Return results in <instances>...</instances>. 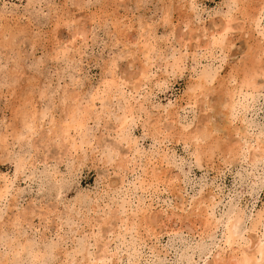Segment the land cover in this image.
<instances>
[{"label":"rangeland","instance_id":"1","mask_svg":"<svg viewBox=\"0 0 264 264\" xmlns=\"http://www.w3.org/2000/svg\"><path fill=\"white\" fill-rule=\"evenodd\" d=\"M255 6L258 15L253 14ZM263 8L264 0H0V193L5 191L0 241L19 234L20 241L28 239L41 250L50 243L57 246L53 256L39 263L24 253L16 264H66L74 240L89 231L86 223L99 221L105 204L122 216L116 204L123 200L127 213L138 207L140 219L151 215L154 224L142 221L134 237L125 233L116 238L111 219L101 227L99 241L87 246L94 261L106 254L97 264H186V254L192 264H209L214 258L227 264L221 228L208 235L204 216L218 219L229 207L243 214L241 246L251 242L248 235L255 233L247 227L257 214L264 218V159L250 166L249 154L243 160L239 151L232 155L219 150L223 141L234 147L231 141L237 144L238 136L225 135V118L213 114L208 103L194 104L188 88L204 66L215 68L205 97L209 103L215 100L219 81L227 82L245 58L246 45L259 42L264 47ZM226 19L232 21L222 33ZM221 37L225 50L216 45L205 49ZM146 38L155 42V55L141 82L140 52ZM170 53L185 59L180 70L171 68ZM261 58L264 67V54ZM112 80L117 88L111 101H101L105 82ZM256 85L259 92L240 101L246 104L237 105L235 120L237 126L248 127L246 142L252 146L255 138L264 144V75L257 76ZM120 96L136 109L125 130L129 144L116 134ZM75 104L79 109L87 105L91 114L80 133L69 131L77 140L85 133L84 152L68 150V137L52 135L53 124L68 120L66 112ZM41 110L46 111L42 118ZM33 111L36 119L28 128L23 118ZM215 122H220L219 130L199 141L206 150L196 163L191 156L194 141H185V135ZM154 127L160 129L158 135ZM209 142L218 143L217 148L208 150ZM106 154H116L114 161L105 163ZM17 155L25 170L15 173ZM161 156L168 163L158 164ZM153 168L159 183L145 189L139 181L143 172L150 179ZM76 201L82 202L80 207ZM16 214H24L23 221L12 227Z\"/></svg>","mask_w":264,"mask_h":264},{"label":"bare ground","instance_id":"2","mask_svg":"<svg viewBox=\"0 0 264 264\" xmlns=\"http://www.w3.org/2000/svg\"><path fill=\"white\" fill-rule=\"evenodd\" d=\"M233 3H235V1H233ZM257 7H258V5H257ZM257 7L255 6L253 8L254 9L253 14L258 11V9L256 10ZM261 7L259 9H261ZM262 12L263 11H261V13ZM257 15H258V12H257ZM161 16H163V15H161ZM242 19H244V18L242 17ZM231 21H232L231 19H226L224 21L223 29H221V30H223L222 33L227 32V30L229 28V23ZM253 24H254V22H253ZM256 25L257 24H255L254 27H256ZM192 30H194V29L190 28L188 31L192 32ZM192 37L194 39L195 38L198 39V37H196V36L195 37L192 36ZM193 38H191V39H193ZM146 39L147 40L142 42L141 49H143V50H141V52H140V54L142 55V59L140 61V63H141L140 81L141 82H143V80H145L148 77L147 76L148 73L151 72V68H152L153 60H154V55H155V47L153 45L155 42L152 44L150 42L149 38H146ZM258 43L254 44V45H252V44L246 45L247 46V48H245L246 51L244 50L245 58L242 61H240L241 62L240 64H238V65L236 64L237 66L232 69L233 71L230 72L229 75H227L228 76L227 82L225 81L226 79L224 80L225 82L219 81L218 90H217V93H215V94H217V96L215 97V100L213 99L212 102H210V103H209V101L207 102L205 100V97L207 94L210 95L209 90H211V88L208 86L215 80L217 69L204 66L200 70V72L197 74V76L195 78V82L191 85V87L188 88V90H190L192 92V96H190V99H192L191 97L194 98V100H195L194 104H196L197 101L201 102L202 105L205 103H208L206 105H209V107L208 106L207 107H208V109L213 111V114H215V115L221 114L225 118L226 124L229 125L228 128H225V133H226L225 135L238 136L237 144L235 143V141L234 142H232L233 140L231 141V143H234V147L231 144L229 145V143L227 141H226L227 143L225 141H223V140H225V139H223L222 140L223 141L222 146L219 147V150L225 151L226 154L232 153V155H233V153H236L237 151H239V154L241 157H243V160L247 159L248 154H249V160L247 161V163L250 166H254L257 162L262 161L264 159V144L262 143L261 144L262 146L259 145L260 143H258L257 138H255V142H256L255 146H252L251 144L247 145L248 142H246V140H248V137H250V136H247L248 133H246V130L248 127L246 128L243 125H242V127L237 126L235 124V120H237L236 119V113H237V110L239 109V108L237 109V105L239 104L241 106V108H244L243 104L245 102L244 103L241 102V103H243V104H241L240 101H242V100L246 101L248 99H253L255 97V95L259 92V90L257 88L258 86L256 85V78L259 75L260 76L264 75V69H263L264 67H261V65H262L261 64L262 63L261 57L264 54V47ZM198 44H199V42H198ZM211 45H212V47H214L216 45V47H218L219 50H225L226 49V46H225L226 43L224 45V38L223 37L213 38V40L211 42H209V45L206 44L205 49H207L208 46H211ZM198 49H200V46L197 45L196 50H198ZM170 56L172 59L171 62L169 61L171 68L174 71L180 70L181 67L183 66V62L185 61L183 56L182 55L176 56V55H173V53ZM165 60H166V57H165ZM111 62H113V61H111ZM165 66H167V65H165ZM224 78H226V77H224ZM230 83H232V84L230 85ZM105 84H106V87L102 91V94L99 96V98L101 101H103L104 98H106V99L110 98V101H111V98L113 97L112 89L117 88V84L115 83L114 80H112L111 82H108V83L105 82ZM142 84H144V83H142ZM134 89H136V88L134 87ZM188 90H187V92H188ZM188 96H189V94H188ZM196 97H197V99H196ZM71 98H74V97L71 96ZM76 98H77V96H76ZM95 98L96 97H92V99L89 101L90 105H88V107L92 106V102ZM188 103H189V101H188ZM116 105H117L116 106L117 110L120 111L119 112L120 114L118 113L115 116L116 125H117L116 126L117 127L116 128V134H117V137L120 139V141H124L126 144H129L128 143L129 140H128L127 136L125 135V130L127 129V127L130 125V123L135 118L136 109L134 108V106L129 104V102L126 101L125 98H122L121 96L116 98ZM191 106H192V104H191ZM201 106H199V107H201ZM88 107H87V105H85L82 109H79L81 107H79L77 104L71 105L70 110H68V112H66V115H65V118L68 120L63 119V120H61L59 122H55V124H53V128H52V135L53 136L60 138L61 140H64L68 137L67 138L68 150L72 149L74 152H77L78 150H82L84 152L83 146L84 145L86 146V144H88V140L85 136V133L82 134L78 140L69 136L70 130H73L75 133H80V130L83 128V123L85 122L86 119L89 118L90 112H88ZM222 109H225V111H222ZM138 111L139 110H137V112ZM80 112H81V115H80ZM35 114H36L35 111L28 112L25 114V116H24L25 118H23V119L25 120V123L27 124L26 126L28 128H31L32 124L34 123V121L36 119ZM84 114H85V116H84ZM86 114H88V115L86 116ZM109 114H110V112H109ZM40 115H41V118L44 117L46 115V111L41 110ZM203 118H205V117H203ZM203 118H201V120ZM210 118H211V116H210ZM223 122H222V125L225 123V122L224 123ZM49 123H52V120H50ZM217 123L219 124L220 122H217ZM217 123L215 122V125H213L211 127H208L206 124H203L199 128L198 127L199 125H198L197 126L198 129L195 128L197 130H193L192 132L189 131L190 134L189 135L187 134V136L185 135V137H187V139H185V141H189V140H191L192 142L194 141L193 146L195 147L194 148L195 151H192L191 156L196 163L200 162L201 155H203L205 150H206L204 147L201 146L199 141L204 140V138H207L211 134L212 130L217 129L218 128L217 127L218 125H216ZM241 124H242V122H241ZM159 130L158 129L156 130V128L154 127L153 132H155V134L157 133V135H158V133L160 132ZM218 130H219V128H218ZM222 134H223V132H222ZM43 135L45 136V134H43ZM44 136H43V138H44ZM182 136H184V134ZM235 144H236V146H235ZM212 145H214V146H212ZM216 145H218V143L214 144L213 142H209V144L207 145L209 147H207V148H208V150H210L212 148H217ZM69 156H71V155H69ZM115 156H116V154H113V155L106 154L104 157L105 163L114 161ZM16 157H17V161H16V167H15L14 172L15 173L23 172L25 170V161L21 155H17ZM232 157H235V156H232ZM158 162H159L158 164H162L163 162L168 163V160L166 159L165 156H161V158ZM149 163H150V160L147 159V162H146V164H144V167L148 166ZM118 164H120V163L118 162ZM153 171H155V172L152 173V175L150 176V179L148 177V173H146L147 174L146 175L143 172L144 176L141 177L139 184H141L142 186L144 185L143 187L145 189L148 188L149 186H151L150 184L152 182L159 183V180L157 177H159L160 175L156 172V169L153 168ZM164 181L162 182L163 185H164ZM152 184H154V183H152ZM4 195H5V191L3 192V194L0 193V199L3 198L2 196H4ZM123 202L125 203V201L123 200L121 203L116 204L118 207L117 210L119 211V213H122L121 214L122 216L114 215V213L111 212L109 204H105L104 207L102 208V215L100 216V220L99 221L92 220L91 223H89V222L86 223L89 226V231L87 233L84 232L85 234L83 232L79 233V237L74 240V244L71 246L70 251L67 253L68 257L65 258L66 264H97V263H99V262H97V260L105 259L106 254L99 256L94 261V259L91 258L90 253H88L87 246L88 245L89 246L95 245L99 241V238H100L99 231L102 229L101 227L104 225H109L111 219H114V226L115 227L113 226L114 227L113 229H115V228L117 229L116 231H114L115 234L117 233L115 235L116 238L118 236L123 238V234H125V233L129 234L131 237H134V235H132V232L138 233V230L142 225V221H143L145 226L148 225L147 221H149V224H150V221L152 224H154V222H152L153 218L151 215L150 216L144 215L143 219L142 218L140 219L141 215H139V214L142 212V209H140L138 207L135 208V211L127 213V210H125L126 204H124ZM81 203H82L81 201H76V204L78 207H80ZM105 208H108V209H105ZM23 215L22 214L21 215L16 214L15 216H13L14 218L11 221L12 227L13 226L17 227V226L21 225V222L23 221L22 220ZM153 217H155V216H153ZM204 217H205L204 218V231L208 235H209V233L212 235L215 232V230H217L219 227L221 228L220 236H221L222 245L227 250V253H228L227 260H225V261H227V264H264V218H262L263 216H260L259 214H257L256 218L250 222V226H249V228L247 227V230L252 231L255 234L248 235L251 238V242L246 244V242L244 241V244H243L244 246H241L240 238H242V232L246 231V229L242 228V225L244 223V218H243L242 212L239 209H234L233 207H229L221 215V217L219 216L220 218H218V219L209 218L208 215L204 216ZM138 220H140V221H138ZM121 229H123V231H124L122 234L120 233ZM17 233H19V231H17ZM17 236H15L11 241L6 240L3 243L0 241V246H2L3 250H4L3 253H1V251H0V264H8V263L16 264V262H18L21 259V256L24 253H25V255H27L28 259L31 262L39 263V262L43 261L45 258L53 256L56 253V248H57L56 243H50V244L46 245L44 247V249L41 250V249L36 248L35 244L32 241H29L28 239H24L23 241H20ZM200 236H201V234H200ZM206 237H208V236H206ZM90 242H91V244H90ZM220 254H221V252H218L217 256L219 257ZM184 256H185L186 264H192V263H190V260H191L190 255L186 254ZM129 257H130V254L127 256V259H129ZM209 264H226V263H224V258H217V259L214 258V259H212V262H210Z\"/></svg>","mask_w":264,"mask_h":264}]
</instances>
